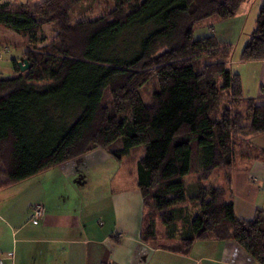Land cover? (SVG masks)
I'll return each mask as SVG.
<instances>
[{
    "label": "trees",
    "instance_id": "16d2710c",
    "mask_svg": "<svg viewBox=\"0 0 264 264\" xmlns=\"http://www.w3.org/2000/svg\"><path fill=\"white\" fill-rule=\"evenodd\" d=\"M82 1L0 0V28L22 38L29 64L0 75V188L94 149L121 159L142 145L141 241L186 254L231 240L264 264V210L237 218L230 198L237 160H264L247 140L264 132V104L243 95L230 43L194 37L247 0H106L101 14L73 18ZM263 57L264 1L239 59Z\"/></svg>",
    "mask_w": 264,
    "mask_h": 264
},
{
    "label": "crops",
    "instance_id": "0c3cea01",
    "mask_svg": "<svg viewBox=\"0 0 264 264\" xmlns=\"http://www.w3.org/2000/svg\"><path fill=\"white\" fill-rule=\"evenodd\" d=\"M262 1L241 3L230 19H211L212 29L206 32L230 44L231 31L236 33L240 40L230 57V68L241 78L243 95L257 98L259 104H264V57L242 61L238 53L253 30ZM247 140L264 150V132ZM96 150L74 158L75 162ZM106 154L104 159L112 158ZM113 160L118 163L123 157ZM236 165L231 173L230 197L234 214L250 219L257 209L264 210V160L239 158ZM119 167L112 168L107 183L104 180L97 192L87 191L83 197L65 195L60 190L27 194L29 183L25 179L0 188V254L12 256L4 264H158L167 258H188L186 264H257L231 240L195 241L186 254L152 248L141 241L143 203L136 186V162L130 176L118 173ZM91 176L100 178L102 174ZM37 203L44 211L34 224L29 221L30 208ZM193 257H197L195 262Z\"/></svg>",
    "mask_w": 264,
    "mask_h": 264
},
{
    "label": "rangeland",
    "instance_id": "374dc122",
    "mask_svg": "<svg viewBox=\"0 0 264 264\" xmlns=\"http://www.w3.org/2000/svg\"><path fill=\"white\" fill-rule=\"evenodd\" d=\"M30 4L35 2H40L42 0H28ZM106 0H85L82 1L78 6L72 10L71 16L73 18H83V17H94L101 14L104 10L109 8ZM108 4L113 6L112 2L108 0ZM211 17L206 21H203L202 24L194 31V37L202 36V34L207 31H211L212 24L209 23ZM232 24V23H231ZM233 26V25H232ZM209 27V28H208ZM232 29V27H231ZM233 30V29H232ZM218 32V31H217ZM52 33L48 31V35ZM231 40L232 42V52L235 49V46L239 43L236 33L231 31ZM23 40L15 32L5 28H0V75L3 77L13 76L16 72L13 66V60L19 61L21 52H22ZM237 50L235 53L237 54ZM241 50L239 51V55ZM232 57V53H231ZM234 57V56H233ZM157 89V82L154 80H149L141 89L140 93L145 102H149L153 91ZM144 154V149L142 145H137L133 147L130 152L123 156L121 162H115L113 158L104 159L107 157V154L102 149L96 150L95 154L86 156L79 161L74 159L68 160L58 166L51 167L47 170H44L34 176H31L26 180V183H29L26 193H32V195H37L41 191H48L51 193L52 190H60L65 195H75L77 197H83L87 194V191L97 192V189L101 188L102 182L107 183V179L110 177V171L120 166L118 173H126L130 176L135 168V162L137 159ZM102 174L99 177H92L91 174ZM104 173L106 178H104ZM31 185V186H30ZM85 191V193H84ZM102 193V192H99ZM97 194V193H95ZM161 227L158 226V232L160 233ZM194 251V250H193ZM195 254V253H194ZM191 253V255H194ZM190 256V254H189ZM196 256V254H195ZM195 258L192 260L195 262ZM175 260L172 258L161 259L158 264H186L187 260ZM203 263V261H201ZM149 264H154L151 261Z\"/></svg>",
    "mask_w": 264,
    "mask_h": 264
},
{
    "label": "built area",
    "instance_id": "2783aa9c",
    "mask_svg": "<svg viewBox=\"0 0 264 264\" xmlns=\"http://www.w3.org/2000/svg\"><path fill=\"white\" fill-rule=\"evenodd\" d=\"M43 205L40 203L34 204L31 208H30V217H29V221L32 223H37L38 220L41 218L42 214H43ZM11 259L12 256L11 254L9 255V257H5L3 255L0 254V264H4L5 259Z\"/></svg>",
    "mask_w": 264,
    "mask_h": 264
},
{
    "label": "water",
    "instance_id": "95a60500",
    "mask_svg": "<svg viewBox=\"0 0 264 264\" xmlns=\"http://www.w3.org/2000/svg\"><path fill=\"white\" fill-rule=\"evenodd\" d=\"M17 65L21 71H24L29 67V64L26 59H22L21 61H18Z\"/></svg>",
    "mask_w": 264,
    "mask_h": 264
}]
</instances>
